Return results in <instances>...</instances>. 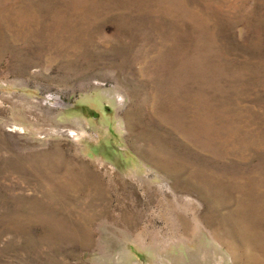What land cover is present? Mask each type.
Here are the masks:
<instances>
[{
	"label": "rangeland",
	"instance_id": "1",
	"mask_svg": "<svg viewBox=\"0 0 264 264\" xmlns=\"http://www.w3.org/2000/svg\"><path fill=\"white\" fill-rule=\"evenodd\" d=\"M0 264H264V0H0Z\"/></svg>",
	"mask_w": 264,
	"mask_h": 264
}]
</instances>
